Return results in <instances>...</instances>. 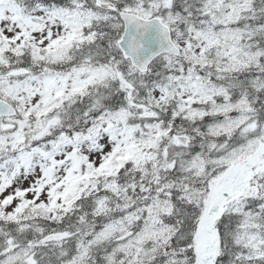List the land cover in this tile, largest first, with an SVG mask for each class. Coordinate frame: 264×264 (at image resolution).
Returning a JSON list of instances; mask_svg holds the SVG:
<instances>
[{"label": "snow or ice", "instance_id": "obj_1", "mask_svg": "<svg viewBox=\"0 0 264 264\" xmlns=\"http://www.w3.org/2000/svg\"><path fill=\"white\" fill-rule=\"evenodd\" d=\"M0 264H264V0H0Z\"/></svg>", "mask_w": 264, "mask_h": 264}]
</instances>
